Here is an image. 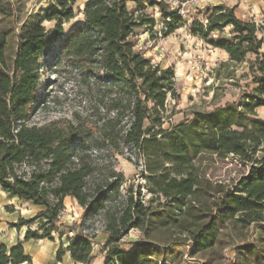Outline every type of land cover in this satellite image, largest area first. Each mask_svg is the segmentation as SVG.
<instances>
[{
  "label": "trees",
  "instance_id": "trees-1",
  "mask_svg": "<svg viewBox=\"0 0 264 264\" xmlns=\"http://www.w3.org/2000/svg\"><path fill=\"white\" fill-rule=\"evenodd\" d=\"M76 1L59 3L62 13L51 17L57 18L58 32L63 30V23L75 17ZM133 1L142 9L144 1L164 6L152 0ZM128 2L87 0L85 22L67 35L61 50L85 78L93 74L95 66L104 73L108 97L103 142L122 139L124 145L137 151L145 160L149 190L165 197L166 204L145 207L130 189L123 206L111 208L109 194L120 188V174L114 168L99 173L91 155L86 154L90 144L98 142L88 129L58 120L39 126L29 123L37 109L40 56L47 29L40 22L25 27L13 54L7 32L0 29V188L9 198L18 197L45 208L35 217L11 223L17 230L25 227V236L12 248L0 244V264H34L24 244L29 240L56 241L66 197L78 202L84 217L105 216L104 229L109 233L103 249L108 255L106 264H160L170 248L183 240L191 238L198 252L214 248L219 224L231 221L245 227L264 223V119L257 114V108L264 106V10L260 22L248 21L237 17L235 8L222 4L207 9L206 24L193 21V34L225 50L230 63L240 65L250 54L256 55L255 61H248L255 74L256 97L247 95L237 104L197 114L190 123H180L168 132L163 111L168 97L175 96V70L154 65L136 49L132 35L145 22L153 24L154 19L132 13ZM0 14H8L1 3ZM162 14L169 20L165 34L185 22L178 8L176 12L163 8ZM227 27L231 37H224ZM199 154H215L220 159L232 154L248 164L249 170L232 189L220 185L216 197L210 194L211 184L204 186L196 173L193 160ZM188 198L192 210L186 208ZM177 209L184 211L182 220ZM187 215L194 218L192 237L185 234L183 239L177 238L176 234L183 236L191 229ZM137 228L144 241L130 251L124 250L121 241ZM95 237L82 232L68 237L66 246L60 244L56 262L62 263L69 253L72 261L91 264Z\"/></svg>",
  "mask_w": 264,
  "mask_h": 264
},
{
  "label": "rangeland",
  "instance_id": "rangeland-1",
  "mask_svg": "<svg viewBox=\"0 0 264 264\" xmlns=\"http://www.w3.org/2000/svg\"><path fill=\"white\" fill-rule=\"evenodd\" d=\"M64 0H1L8 14H0V29L7 32L9 52L13 54L18 47V37L25 27L40 22L47 29L45 47L41 59V83L37 99V109L31 120L32 125H45L55 121L72 122L82 124L88 129V134L98 142L90 144L87 153L91 155L93 164L99 168V173L106 169L114 168L120 174L121 186L117 191L109 194L108 205L111 208H120L125 203L129 190L135 200H141L145 207L153 205L160 207L166 204V198L153 194L149 190V176L146 171L145 160L134 149L124 145L122 139L117 143L103 142L104 118H106V106L108 92L107 79L102 76L99 67L92 71L93 74L85 78L84 73L71 64L62 53V45L67 35L78 25L85 22V3L87 0H77L73 5L75 17L63 23V30L57 31V18L55 12L62 13L59 3ZM163 2L166 12H176V8L184 11V24L180 25L171 34H165V22L163 8L151 6L144 1V9L133 0L127 3V9L134 14H144L147 18H153L154 23L145 22L131 37L135 47L144 56L151 59L154 65L161 68L171 67L175 70V96H169L163 117L164 128L171 132L180 123H190L197 114H208L211 111L237 104L245 100V96L256 97L253 92L256 84H253L255 74L250 71L248 61H255L256 55L250 54L246 62L240 65L230 63V56L215 50L212 45L193 34V21L205 23L207 9L210 6L224 4L238 10L237 17L260 22L264 10L263 0H152ZM232 6V7H231ZM206 24V23H205ZM230 28L224 30V37H231ZM264 51V48L261 52ZM112 115L114 113H111ZM257 114L264 119V106L257 108ZM127 121V117L124 118ZM91 137V138H92ZM162 138V135L159 136ZM91 140V139H90ZM193 162L204 182H209L216 194L220 185L227 190L232 189L243 174H247L249 165L241 162L230 154L226 159H220L215 154H199ZM98 177V175L96 176ZM91 182V179H90ZM188 198L186 208L192 207ZM153 200V202H151ZM68 206L61 212L60 233L56 235V241L68 244V237L83 233L93 235L102 232L105 224L103 214H91L80 216L72 224L66 216L73 213L74 209ZM198 205V203L196 204ZM31 202L20 200L18 197H8L0 188V244L7 247L16 245L21 241L26 228L17 230L10 226L21 219L35 217L44 210ZM177 216L182 220L184 211L176 210ZM187 224L193 223L194 218L187 215ZM191 227V226H190ZM184 231L183 236L176 234L177 238H184L185 234L192 231ZM176 232H179L176 229ZM63 233V236L61 234ZM68 233V234H66ZM68 235V236H67ZM24 238V237H23ZM22 238V240H23ZM141 229L130 232L122 241V247L126 251L132 250L143 240ZM60 243V244H61ZM43 247L41 242L32 240L30 246ZM105 249V246L103 247ZM161 260L160 264H264V223H254L243 227L229 221L219 224L218 243L212 249L197 251L195 242L183 240L175 243ZM169 250V251H170ZM102 253V251H100Z\"/></svg>",
  "mask_w": 264,
  "mask_h": 264
},
{
  "label": "crops",
  "instance_id": "crops-1",
  "mask_svg": "<svg viewBox=\"0 0 264 264\" xmlns=\"http://www.w3.org/2000/svg\"><path fill=\"white\" fill-rule=\"evenodd\" d=\"M235 13L236 15H238V10L236 8H235ZM214 49L226 53L228 55V53L225 50L223 51L218 48H214ZM68 202L72 207V209H74V211L73 213L71 211L70 215L66 216V219L68 221L70 220L69 222H71L70 224H72L73 221H77V219L80 218L82 213H84V209L78 204V202L75 199L73 198L71 199V197L65 198L66 207L68 206L67 204ZM24 236L25 233L23 234V237ZM108 238H109V233L106 232L105 229L102 232L96 234L94 241L96 242L97 246L94 248V258L91 264H106L108 255L106 251L103 250L104 249L103 247L105 246V242L108 240ZM31 241L32 240L27 241L28 245L31 244ZM35 241L41 242L43 244L42 245L43 247H35V245L32 244L30 247L33 248L28 253V247H26L27 243L24 244L26 254H29L32 257V262L34 264H58L56 262V254L58 252V249L60 248L61 242L50 241L48 239L35 240ZM143 241L144 240H138L137 242H143ZM66 245L67 244H65L64 246ZM100 251H102V253ZM59 264H82V263H76L75 261H72L70 254L67 253L63 257V262Z\"/></svg>",
  "mask_w": 264,
  "mask_h": 264
},
{
  "label": "built area",
  "instance_id": "built-area-1",
  "mask_svg": "<svg viewBox=\"0 0 264 264\" xmlns=\"http://www.w3.org/2000/svg\"><path fill=\"white\" fill-rule=\"evenodd\" d=\"M180 12H181L182 16L185 17V14H186V13H184L183 9H182V11H180ZM212 36H213L214 38L217 37V33H213ZM92 245H94V248L97 246L95 241L93 242Z\"/></svg>",
  "mask_w": 264,
  "mask_h": 264
}]
</instances>
